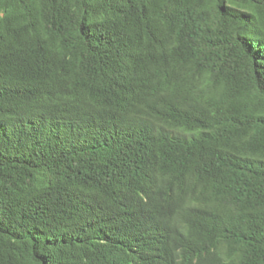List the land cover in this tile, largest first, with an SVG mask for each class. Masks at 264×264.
I'll list each match as a JSON object with an SVG mask.
<instances>
[{"label":"trees","instance_id":"1","mask_svg":"<svg viewBox=\"0 0 264 264\" xmlns=\"http://www.w3.org/2000/svg\"><path fill=\"white\" fill-rule=\"evenodd\" d=\"M0 264H264V0H0Z\"/></svg>","mask_w":264,"mask_h":264}]
</instances>
